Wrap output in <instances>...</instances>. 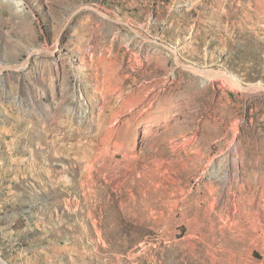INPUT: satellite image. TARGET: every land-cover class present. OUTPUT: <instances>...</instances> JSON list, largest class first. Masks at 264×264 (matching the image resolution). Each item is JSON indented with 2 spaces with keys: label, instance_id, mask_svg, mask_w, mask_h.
<instances>
[{
  "label": "rangeland",
  "instance_id": "rangeland-1",
  "mask_svg": "<svg viewBox=\"0 0 264 264\" xmlns=\"http://www.w3.org/2000/svg\"><path fill=\"white\" fill-rule=\"evenodd\" d=\"M0 264H264V0H0Z\"/></svg>",
  "mask_w": 264,
  "mask_h": 264
}]
</instances>
